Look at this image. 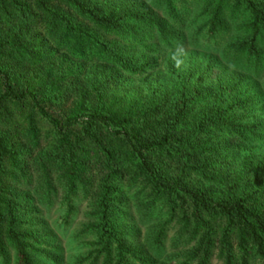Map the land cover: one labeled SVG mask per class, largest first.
<instances>
[{
	"label": "trees",
	"instance_id": "trees-1",
	"mask_svg": "<svg viewBox=\"0 0 264 264\" xmlns=\"http://www.w3.org/2000/svg\"><path fill=\"white\" fill-rule=\"evenodd\" d=\"M56 231L264 264V0H0V264H64Z\"/></svg>",
	"mask_w": 264,
	"mask_h": 264
},
{
	"label": "rangeland",
	"instance_id": "rangeland-1",
	"mask_svg": "<svg viewBox=\"0 0 264 264\" xmlns=\"http://www.w3.org/2000/svg\"><path fill=\"white\" fill-rule=\"evenodd\" d=\"M54 212H55V209H53V213L51 212L47 214L48 217L46 220L51 227H53V223L57 217V215L54 214ZM79 221L80 222L82 221V214L79 216ZM55 233L57 234L60 240L61 247L63 249V257L65 260L64 264H73L77 256L85 253V249H83L84 244L78 245L76 242H72V239L68 235H62L61 233H59V231H56ZM212 264H221V262L214 258L212 261ZM254 264H261V263L260 261L256 260Z\"/></svg>",
	"mask_w": 264,
	"mask_h": 264
},
{
	"label": "clouds",
	"instance_id": "clouds-1",
	"mask_svg": "<svg viewBox=\"0 0 264 264\" xmlns=\"http://www.w3.org/2000/svg\"><path fill=\"white\" fill-rule=\"evenodd\" d=\"M187 53L183 49V45L180 43H177L175 46V49L172 51L171 54V61L173 63V66L179 71L183 70L185 66Z\"/></svg>",
	"mask_w": 264,
	"mask_h": 264
}]
</instances>
